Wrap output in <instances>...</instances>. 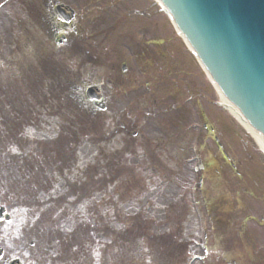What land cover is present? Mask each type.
Segmentation results:
<instances>
[{
    "label": "rangeland",
    "instance_id": "obj_1",
    "mask_svg": "<svg viewBox=\"0 0 264 264\" xmlns=\"http://www.w3.org/2000/svg\"><path fill=\"white\" fill-rule=\"evenodd\" d=\"M54 1L68 5L75 12L72 26L64 31L67 36L64 46L55 44L54 31L46 21H42L40 16L44 11L38 7L36 0H0V69L11 72L10 77L0 75V90L11 95L10 98L0 96V116L6 113L28 121V110L23 102L32 101L35 106L30 116L34 119L30 122L35 123L25 129V144L29 149L41 146L50 147V151H61V141L55 140L61 135L53 126L55 120L51 117L54 114L40 106L41 100L50 99L42 95L43 86L47 83L49 92L59 94L57 102L51 103L58 104L62 96L68 100L74 99L79 88L82 90L88 85L103 84L106 111L100 114L98 122L104 131L97 134L95 140L105 136L104 141L101 146L83 144L78 147L76 160L72 161L75 164L69 160L72 165L70 173L73 172L70 180L80 186L89 183L84 181L87 177L81 173L92 165L96 154L100 153L101 162L94 171L102 163L115 159L116 154L117 166L122 169L117 170L116 177L121 179L110 183V189L115 185L135 186L132 183L136 182L138 187L135 186L136 189L127 198L122 193L121 198L127 204L123 205L120 200V203L109 208L103 194L95 193L106 188L108 190L103 180L98 181L101 186H94L92 194L70 198L75 202L74 210L70 211L71 207H64V210H68L66 212L44 208L31 220V226L41 217L43 225L40 234L48 242L60 243L64 235L70 233L72 223H76L88 210L92 216L91 223L100 217L99 224L107 225L111 231V235L101 242H91L93 251L89 249V257L92 254V264H124L120 262L118 248L113 246V234L121 226L118 220L113 221V210L130 216L146 207L147 203H152L144 214L147 217L145 222L155 220L151 231L162 225V229L176 233V240L183 247V254L178 260L180 264H186L190 255L202 254L206 257L205 262L195 260L193 264H264V161L259 157L256 139L246 133L220 105L214 87L174 32L166 14L152 4V0ZM40 3L42 0H39ZM153 40H160L159 50L154 47ZM35 49L37 53H32ZM79 49L89 50V55H82L86 57L84 62L79 65L80 59L78 65H74L70 59L71 53ZM79 51V54L86 53ZM133 55L137 62H134ZM171 57L182 72L174 73V69H171ZM150 62L157 64L148 65ZM123 65L126 66L125 73H121ZM60 72L61 76L67 73L71 80L52 89L56 86L54 76L60 75ZM50 77L53 78L51 87L47 80ZM62 79H65V75ZM197 112L204 115L207 124V130L202 132L204 146L200 156L202 162L205 160L210 165L205 163V169L200 173L203 176L202 189L191 192L194 165H187L186 158L198 124ZM126 113L130 115L128 131L115 135L119 122L116 118L114 121V116ZM64 119H57L58 124ZM134 132L137 135L131 137ZM174 135L173 147L164 149L170 153L156 150L154 143L163 145ZM215 140L222 146L229 161L232 159L236 164V168L222 161L223 156L218 153ZM230 155L241 163L237 166ZM173 156L177 162L176 174L165 190L158 189L162 184L160 177H157L160 169L170 167ZM156 158L158 162L154 165L152 160L156 161ZM90 179H93L92 175ZM241 181L250 191L248 196L243 195L244 189L240 185L236 186ZM22 187L20 181L14 187L0 186V204L14 213L32 214L33 210L25 206L26 192L20 191ZM10 194L16 198L15 202L11 201ZM47 195L46 199L60 196L57 192ZM105 198L109 199L108 194ZM193 202H197L198 206ZM93 210L97 214L96 220ZM105 214L109 216L102 218ZM199 222L205 230L206 253L197 250L202 237ZM30 229V233H34V228ZM22 230L18 220L0 226V243L6 257H16L28 264L24 249L26 238L24 240ZM136 249H142V242H137ZM102 255H107V260L100 263L98 258ZM125 259L129 264L127 255ZM32 264L55 263L38 259Z\"/></svg>",
    "mask_w": 264,
    "mask_h": 264
},
{
    "label": "water",
    "instance_id": "obj_2",
    "mask_svg": "<svg viewBox=\"0 0 264 264\" xmlns=\"http://www.w3.org/2000/svg\"><path fill=\"white\" fill-rule=\"evenodd\" d=\"M167 5L225 95L264 134V0H168Z\"/></svg>",
    "mask_w": 264,
    "mask_h": 264
},
{
    "label": "bare ground",
    "instance_id": "obj_3",
    "mask_svg": "<svg viewBox=\"0 0 264 264\" xmlns=\"http://www.w3.org/2000/svg\"><path fill=\"white\" fill-rule=\"evenodd\" d=\"M153 1H155L156 3L159 4V6L166 12L167 16H169V17L171 16L167 12L165 7L161 4V2H159V0H153ZM175 31L180 37H182L184 39V41L187 44V46L190 49V51L193 52V49L187 43L185 37L181 35V33L176 29V27H175ZM206 74H207V77L211 80V78H210V76L208 75L207 72H206ZM211 82L213 83V85L216 88V90H218V87L216 86V84H214V82L212 80H211ZM218 95H219V98H220V101H221L220 103L226 108V110L236 120H238L240 122L241 126L247 131V133H249L254 139H256V144H257L258 149L260 150V155H261L262 159H264V143H263L262 136L260 135V133L257 132L255 128L251 127V125L248 123V121L245 120V118L241 115L240 111L236 107H233V105L220 92L218 93Z\"/></svg>",
    "mask_w": 264,
    "mask_h": 264
}]
</instances>
